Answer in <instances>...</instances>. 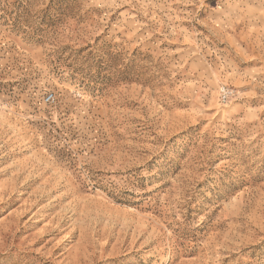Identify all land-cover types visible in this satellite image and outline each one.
Here are the masks:
<instances>
[{"label": "rangeland", "instance_id": "374dc122", "mask_svg": "<svg viewBox=\"0 0 264 264\" xmlns=\"http://www.w3.org/2000/svg\"><path fill=\"white\" fill-rule=\"evenodd\" d=\"M0 264H264V0H0Z\"/></svg>", "mask_w": 264, "mask_h": 264}, {"label": "built area", "instance_id": "2783aa9c", "mask_svg": "<svg viewBox=\"0 0 264 264\" xmlns=\"http://www.w3.org/2000/svg\"><path fill=\"white\" fill-rule=\"evenodd\" d=\"M50 99H51L50 96H47V97H46V101H47V102L50 101Z\"/></svg>", "mask_w": 264, "mask_h": 264}]
</instances>
